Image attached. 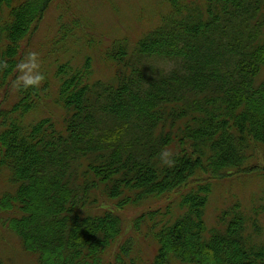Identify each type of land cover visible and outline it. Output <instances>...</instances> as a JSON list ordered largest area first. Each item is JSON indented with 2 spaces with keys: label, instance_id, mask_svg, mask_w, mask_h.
Masks as SVG:
<instances>
[{
  "label": "trees",
  "instance_id": "trees-1",
  "mask_svg": "<svg viewBox=\"0 0 264 264\" xmlns=\"http://www.w3.org/2000/svg\"><path fill=\"white\" fill-rule=\"evenodd\" d=\"M51 2L0 0V102L16 90L0 105V176L11 185L0 228L37 264H264L245 205L210 228L204 218L215 180L264 178V0H166L155 26L102 51L108 80L93 79L86 57L17 87L22 42ZM51 91L61 120L27 119Z\"/></svg>",
  "mask_w": 264,
  "mask_h": 264
},
{
  "label": "rangeland",
  "instance_id": "rangeland-1",
  "mask_svg": "<svg viewBox=\"0 0 264 264\" xmlns=\"http://www.w3.org/2000/svg\"><path fill=\"white\" fill-rule=\"evenodd\" d=\"M182 1L202 3V0ZM166 13H168L166 0H52L37 24L36 31L22 42V58L25 59L29 53H37L40 74L43 75L45 72L48 78L56 64L68 62L69 65L80 67L84 59L90 57L93 79L108 80L113 76L114 67L101 58L102 51L116 39H128L130 43L136 41L160 22L161 15ZM263 75L264 70L261 73V76ZM4 95L3 92L0 100L4 99ZM54 95L55 93L51 91L43 107L29 113L27 119L33 120L42 114L49 116L51 113L60 121L63 111L50 103ZM15 96L14 86L10 89L5 103L13 101ZM5 103L0 102V105H6ZM45 104H48L49 110L44 109ZM213 184L214 190L204 215L207 228L215 225L219 212L233 202H240L261 225L260 239L264 240V198L262 199L264 178L256 175H235L232 178L215 180ZM10 186L6 177L0 176V194ZM176 196V194L168 196L167 201H173ZM164 205L163 200L149 202L142 207L140 205L132 210L128 209L125 217L129 220L142 212ZM251 209H256L257 215ZM145 228V224L142 223L140 229L144 231ZM148 241L150 242L149 237ZM141 248L143 257L145 259L150 257L152 249H149L146 243H142ZM0 258L6 264H37L35 256L23 250L18 238L4 228H0Z\"/></svg>",
  "mask_w": 264,
  "mask_h": 264
},
{
  "label": "clouds",
  "instance_id": "clouds-1",
  "mask_svg": "<svg viewBox=\"0 0 264 264\" xmlns=\"http://www.w3.org/2000/svg\"><path fill=\"white\" fill-rule=\"evenodd\" d=\"M7 64L0 63V68H6ZM17 69L20 71L21 75L18 77L16 81V86H23L28 88L30 86H38L43 80V76L40 74V61L38 59V54L33 52L29 53L25 59L19 63ZM169 153H163L162 159L164 163L171 164V160L168 159Z\"/></svg>",
  "mask_w": 264,
  "mask_h": 264
}]
</instances>
